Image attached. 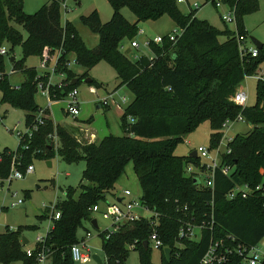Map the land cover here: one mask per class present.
Here are the masks:
<instances>
[{
    "label": "trees",
    "instance_id": "16d2710c",
    "mask_svg": "<svg viewBox=\"0 0 264 264\" xmlns=\"http://www.w3.org/2000/svg\"><path fill=\"white\" fill-rule=\"evenodd\" d=\"M66 0H49L35 13L24 10V0H0V47L9 45V53L17 47L23 58H14V71L23 73L25 81L18 89L10 85L4 72V58L0 55V89L2 104H9L26 112L28 127L38 125L31 137L24 138L18 149L0 151V180H5L13 168L26 169L30 162L40 158L51 160L59 157L67 164L85 161L81 193L76 198L72 188L66 198L58 201L59 220L54 221L47 233V245L52 250V264H75L71 248L80 242L78 231L86 222L92 223V208L116 199L117 184L129 164L142 189L141 200L158 214V226L153 227L143 219L127 223L122 229L103 239V251L110 264H126L134 245L140 264H153L152 251L144 247L154 230L166 247L173 250L171 260L161 256V264H199L214 241L229 245L256 246L264 240V81H258L256 104L240 107L231 99L247 76L259 74L264 64V43L259 56L240 55L233 30H219L209 21L199 19L196 12L181 11L178 0H108L113 8L111 18L104 22L97 9L83 14L81 23L99 38L94 48L86 47L73 22L62 20V4ZM209 0H206V3ZM237 7V29L242 18L259 10V0H230ZM129 8L136 21H129L122 13ZM170 16L183 30L177 43L153 46V57L143 56L131 60L123 52V43L133 42L138 35V24ZM20 24L27 31L25 38L13 24ZM220 37H226L220 41ZM60 52L57 72L65 75L63 84L51 85L53 102L62 101L69 92L77 89L80 81L99 62H106L116 72L122 87L134 95V101L125 109L121 118L124 135L107 136L97 142H82L68 128L54 123L48 111L36 103L38 84H47L48 76H40L36 68H27L26 60L32 56L48 54L52 59ZM74 54L76 64L85 73L78 78L68 68L69 57ZM11 58V61H12ZM77 83L72 84L74 80ZM91 86L95 85L91 80ZM241 115L253 128L247 134L235 136L229 144L231 153L223 155V163L232 169L229 177L216 171L214 189L201 188L194 175L187 173L189 165L199 166L200 159L175 155L178 144L202 123L209 122L211 146H216L223 136L222 126L227 120ZM135 121L131 123L129 118ZM56 137L57 142H54ZM53 138V139H52ZM23 146H27L26 149ZM211 147V148H212ZM27 165V166H26ZM23 168V169H24ZM187 174V177H185ZM249 185L254 191L246 199L228 201L227 193L236 186ZM214 203L211 210V203ZM213 225L201 232L198 241L178 238L183 222L199 224L212 217ZM49 217V216H48ZM45 219V215L40 216ZM36 229V227H26ZM23 228L8 230L0 235V264H37L36 255L28 257L22 244ZM230 237L235 238L232 242ZM178 244L182 245L175 255ZM232 264H240L233 258Z\"/></svg>",
    "mask_w": 264,
    "mask_h": 264
},
{
    "label": "rangeland",
    "instance_id": "374dc122",
    "mask_svg": "<svg viewBox=\"0 0 264 264\" xmlns=\"http://www.w3.org/2000/svg\"><path fill=\"white\" fill-rule=\"evenodd\" d=\"M47 2L48 0H24V10L27 13H35ZM259 2V10L243 16L241 27L244 29L247 38L250 39L253 37L264 43V0H259ZM65 4L67 5L69 11L66 12L64 6L62 7L63 22L66 18L73 20L76 17L78 18L80 15L88 14L92 9H97L104 17L107 15L108 18L106 20H109L113 13V8L108 0H66ZM195 5H199L200 7L197 9ZM179 7L185 14L194 10L199 19L209 21L219 30H225L226 28L232 30L237 29V24L235 22L225 23L220 17V15L228 9L226 5L224 8L217 9L212 0H209L207 3L206 0H186L185 2L179 3ZM122 13L129 21H136V16L129 8H123ZM13 24L26 38L27 31L23 28V26L16 23ZM78 25L79 34L86 47H94V44L98 39L97 35L93 34L87 26L81 23ZM138 29H143L145 31L144 36L138 35L136 38V40L141 44L140 49H132L131 42L128 40L123 43L122 52L131 60H136L143 56L148 58L153 57L154 55L152 50L143 46L145 39H153L158 36L163 37L168 34H172V32L178 29V27L170 16L164 15L157 20L140 22L138 24ZM224 40H226V37H220V41ZM248 45L251 46L252 43L248 42ZM5 46L9 48V45L6 43ZM56 56L57 55L55 54L52 59ZM12 57H15L17 61L23 58L20 47H17L14 52L11 54L9 53V56L4 58V72L10 81V85L16 89V87H19V84L25 81V77L20 71L13 70L14 67L11 63ZM69 59L70 61L67 63L68 68L73 71V76H78L79 78L85 73V69L75 64L76 57L74 54H71ZM40 64L41 57L38 56L29 57L25 62L27 68H36L38 70H40ZM53 64L54 60L52 61L51 66ZM260 67L264 68V64ZM62 75L65 77L64 74ZM253 76L254 75L246 77L239 88L249 95L247 107H253L256 104L257 99L256 89L258 81ZM88 78L93 80L95 85L101 88L91 86L85 82L86 79L80 81L77 85L79 99L81 102V111L80 115L77 117L79 119L77 121L74 120L72 116H69L64 112V109L66 108L64 100L54 102L50 106V109H44L49 107L48 100L42 95V93H37L35 97L36 103L42 110L48 111V117L52 119L54 123H60L62 126L68 128L72 133H77L76 137L82 142H90V140L85 138V130H83V128H86L87 126L88 130L95 134L98 140H102L104 137L110 135L116 137L123 136L124 133L120 127L121 117H119V114H110L114 111L113 108L116 109V107L113 106L112 110H106L104 108L98 109L99 101L106 99L108 97V93L117 89L119 85V80L115 70L106 62H99L89 72ZM61 79V76L58 74L48 76V82L45 85H48L49 83H57ZM91 88H95L97 90L96 95L90 92ZM117 91L118 97H125L129 103L134 101V95L128 90V88L122 87ZM2 97L3 93L0 89V151L8 149L11 152H14L19 146V134H25L28 131L26 112L9 104H2ZM118 113L121 112L118 111ZM252 128L253 126L248 124V122H235L230 125V129L225 130L224 133H227V135L231 138L239 134H247ZM211 134L212 129L210 123H202L195 131L186 137L184 142L178 144L175 149V155L179 157H187L199 148H206L215 151L220 150L221 152H224L226 143L222 144L221 141H219L216 146H211ZM54 142H57V140L54 139ZM214 153L215 152H212V154ZM49 162H51V166L49 165ZM28 165H32L34 167V173L25 175L22 180H13L10 184L1 183L2 187L0 188V235L6 233L10 229L15 230L12 231L15 233L22 227V237L27 238L29 241L26 246H23L24 249L34 248L37 239L45 236L48 229L51 227V210L48 211L45 209V206H51L58 201L64 200L66 198V192L70 188L76 191V198L80 195L82 175L86 168L85 161H81L76 164H67L59 157H55L51 160L36 158ZM23 168L17 170L25 173L26 169ZM185 177H187V174H185ZM122 181L128 186L134 197L140 198L142 196V189L134 172L132 163L128 165ZM117 190L124 189H122L121 186L119 189L117 186ZM19 200H24V204L22 206L13 207V203L18 202ZM108 200L113 202L111 197H108ZM139 213L144 214L146 217L150 216L149 213ZM42 215H45V219L43 220L40 219V216ZM93 217L98 222L100 232L112 229L111 222L104 220L102 215L94 214ZM26 227H36V229H28ZM99 230L95 229L90 222H86L84 224V228L78 231V238H84L86 236V232L90 231L93 235L92 239L87 244V247L90 250V255L92 257L95 255L98 256L101 259L102 264H105L106 255L103 251V239L100 237ZM200 235V232L197 231L196 240L200 239ZM260 247L264 248V244H261ZM83 252L85 253V251ZM152 263L161 264L159 251H152ZM13 264L23 263L18 261ZM75 264L98 263L91 259L86 260L83 263ZM126 264H140L139 253L131 251Z\"/></svg>",
    "mask_w": 264,
    "mask_h": 264
},
{
    "label": "built area",
    "instance_id": "2783aa9c",
    "mask_svg": "<svg viewBox=\"0 0 264 264\" xmlns=\"http://www.w3.org/2000/svg\"><path fill=\"white\" fill-rule=\"evenodd\" d=\"M186 0H178L179 3L185 2ZM215 4V7L217 9L224 8V6H227V11L223 12V14L220 15L222 20L225 23H233L235 22L237 24V7L236 4H232L230 0H212ZM64 6V9L66 12L69 11L67 5L65 2L62 4V7ZM198 9L200 6L195 5ZM183 30L181 28H178L172 34H168L166 36H158L153 39L146 38L143 46L147 49H151L153 46H163L165 43H172L175 44L179 40V38L182 36ZM234 37L238 43V48L241 57L246 55H251L252 58H257L259 56V49H257L252 41L247 38V36L241 35L238 32V29L233 30ZM138 35L144 36L145 31L143 29L138 30ZM137 35V36H138ZM137 38V37H136ZM134 39L133 42H131V48L132 49H140L141 44ZM248 42L252 43L251 46L248 45ZM0 55L2 56H9V49L6 46L0 47ZM56 57L54 59H51L48 54H46L41 59V64L38 70V73L40 76H51V75H60L64 77L61 73L57 72V64H58V58L60 56V52L56 53ZM152 58V57H151ZM54 60V64L51 66L52 61ZM76 64V63H75ZM249 77V76H247ZM257 81H264V68H262V71L259 72V74H254V76ZM51 85H54L53 83H49L48 85H45L43 82H39L38 84V93H42V95L48 100V106H51L54 102L51 100L49 87ZM60 88L66 87V84H63L60 82L59 84ZM19 87H16L18 89ZM90 92L94 95L97 94V90L95 88H91ZM118 91L114 90L110 93H108V97L104 100H100L99 103L103 108H112L113 106L117 107L118 109L122 110L123 113L125 109L131 104L128 102V100L125 97H118ZM66 103V108L64 109V112L72 116L73 118H77L80 115L81 111V102L79 99V92L77 89H74L73 91L69 92L68 95L63 99ZM249 100V95L242 89H239L235 96L231 99L233 103L240 107H247V103ZM47 109V108H46ZM44 111V110H42ZM42 113L38 116L36 119V123L32 127H28V131L25 134H19V144L22 140H25L26 137H31V135L36 131L38 125H42L43 121L41 119ZM129 121L131 123H134L133 118H129ZM235 122H246V120L239 115L236 120H227L223 126V136L221 138V143L225 144V150L224 152H221L220 150H211L206 148H199L195 152L197 153V157L200 159L199 166L189 165L187 167V173L189 175H194L195 179L199 182L201 188H209L214 189V179H215V173L216 171H220L223 175L229 177L232 169L228 167L227 165H224L223 163V155L230 154L231 150L228 148L229 144L232 142L233 138H230L227 133H224L225 130L230 129V125H232ZM53 139V138H52ZM56 139V137H54ZM24 149L27 148V146H23ZM212 152H215L212 154ZM18 168H13L11 174L9 177L5 180H0V188L1 183L2 184H10L13 180H22L25 175L34 173L35 169L34 167L28 166L25 170V173H22L17 170ZM261 186L257 187L256 190H253L249 185L245 184L242 186H236L233 189H231L226 196V199L228 201H235L237 199H248L254 191H260ZM24 204V200H19L18 202L13 203V207L22 206ZM56 203L51 206H45V209L48 211L51 210V226L54 221H57L60 219L61 214L56 209ZM214 203H211V210H213ZM92 215L94 214H100L102 215L103 219L106 221L111 222L112 229L104 230L100 233H106V239H108L113 233H116L122 229L124 225L127 223H132L136 221H141L143 219L149 220L150 224L153 227L158 226V214L151 211L146 205L143 204L141 197L137 198L133 196V193L129 190L124 191V198L121 202H118L114 200L113 202H106L102 204L95 205L92 208ZM141 213H149L150 216H145ZM213 211H212V217L208 220H204L200 222L199 224H194L192 222H183L182 226L178 233V238L180 241L182 240H192V241H198L197 238V231L201 232L205 229H209L213 225ZM51 227L48 229V232L50 231ZM11 231H15L10 229ZM47 232V233H48ZM46 233V235H47ZM39 237L36 241V245L34 248H25V252L28 257H33L36 255L37 262L40 264H52V250L47 245V236ZM93 235L90 231L86 232V236L82 239H80V242L76 245H74L71 248V255L72 260L74 263H83L86 260H91L93 257L90 255V250L87 247L88 242L92 239ZM201 237V235H200ZM232 242H235V238L230 237ZM148 249L151 251L156 250L160 252V260L162 254H165L164 250L168 247L165 246L163 240L159 237L156 230L153 231V233L150 235L148 240ZM264 244V240L260 242L256 246L248 247L242 244L238 245H229L224 241H214L206 254L202 257L199 264H232L233 258L237 257L240 260V264H264V248H261L260 245ZM134 245L129 246L130 251H134ZM182 248L181 244H178L175 249V255L179 254V250ZM85 251V253L83 252ZM173 254V250H171V256ZM106 257V256H105ZM102 264V261H101ZM105 264H110L108 261V258L106 257Z\"/></svg>",
    "mask_w": 264,
    "mask_h": 264
},
{
    "label": "crops",
    "instance_id": "0c3cea01",
    "mask_svg": "<svg viewBox=\"0 0 264 264\" xmlns=\"http://www.w3.org/2000/svg\"><path fill=\"white\" fill-rule=\"evenodd\" d=\"M49 1V0H48ZM92 10H94V9H92ZM91 10V11H92ZM99 12V11H98ZM100 14V13H99ZM100 16H101V19H102V21H104V22H106V21H108V20H106L107 18H108V16L106 15L105 17L104 16H102L101 14H100ZM80 17H81V15L77 18H75V19H69V18H66V20H69V21H71V22H73L74 23V25L77 27V29H78V24H80L81 23V20H80ZM65 20V21H66ZM82 24V23H81ZM232 30V29H231ZM97 38H98V36H97ZM225 41V40H224ZM98 43H99V38L97 39V41H96V43L94 44V47H96L97 45H98ZM94 47H92V48H94ZM91 48V47H90ZM37 71H38V69H37ZM61 80L59 81V82H57V83H53L54 85H57V84H59L60 82H62L63 80H64V77H62L61 76ZM22 84V83H21ZM19 86H20V84H19ZM50 109V106L49 107H47V109ZM103 107L100 105V103H99V106H98V109H102ZM44 109H46V108H44ZM104 109H106V108H104ZM106 110H112V108H108V109H106ZM113 112L112 113H110V114H119V117H121L122 118V115H123V111L122 110H120V109H118L117 107H116V109L115 108H113ZM51 111V110H50ZM118 111L119 112H121V113H118ZM121 118H120V127H121ZM74 120H79L78 118H74ZM56 123V122H55ZM56 124H60V123H56ZM81 124H84V123H81ZM61 125V124H60ZM88 127V126H87ZM83 128V130H85V138L86 139H88V140H90V143H93V142H97V141H100V140H98V138H96V135L95 134H93L90 130H88V128ZM107 137V136H106ZM118 137V136H117ZM105 138V137H104ZM231 138H234V137H231ZM123 178V177H122ZM122 178L119 180V182H118V188L120 189V186H121V188L122 189H124V190H117V193H116V199H114V198H112L113 199V201L114 200H116V201H118V200H120V199H123L124 198V191H126V190H129V191H131L129 188H128V186L127 185H125L124 183H123V181H122ZM108 202H112V201H110V200H108Z\"/></svg>",
    "mask_w": 264,
    "mask_h": 264
},
{
    "label": "water",
    "instance_id": "95a60500",
    "mask_svg": "<svg viewBox=\"0 0 264 264\" xmlns=\"http://www.w3.org/2000/svg\"><path fill=\"white\" fill-rule=\"evenodd\" d=\"M250 40L252 41L253 45H254L257 49H262V48H263V43L260 42L259 40H257L256 38L251 37ZM13 60H14V58H12V61H11V62H13ZM77 81H78L77 79L74 80L72 84L77 83ZM85 82L89 84V83L91 82V79H86ZM192 156L197 157V153L194 152V153L192 154ZM49 165H50V166L52 165L51 162H49ZM198 183H199V182H198ZM122 200H123V199H120V200H118V202H121ZM91 225H92L95 229H97V230L99 229L98 222H97L96 219H94V220L92 221ZM28 243H29L28 239L25 238V237H23V239H22V244H23V246H26ZM144 247H145L146 249H148V243H147V242L144 243ZM164 252H165L166 259H167L168 261H170V260H171V249L166 248V249L164 250ZM93 260H94L95 262H97L98 264H101V259H100L98 256H96V255L93 256Z\"/></svg>",
    "mask_w": 264,
    "mask_h": 264
}]
</instances>
